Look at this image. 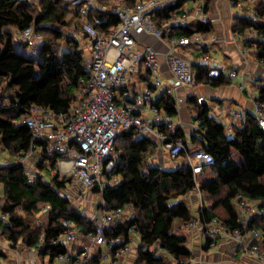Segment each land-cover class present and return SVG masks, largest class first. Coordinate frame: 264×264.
<instances>
[{"label":"trees","instance_id":"16d2710c","mask_svg":"<svg viewBox=\"0 0 264 264\" xmlns=\"http://www.w3.org/2000/svg\"><path fill=\"white\" fill-rule=\"evenodd\" d=\"M102 1L118 4L121 0ZM123 1L131 6L135 3V0ZM184 1L157 10L154 20L159 23L167 20ZM71 5V0H0V147L11 156L28 150L31 145V130L22 121L32 108L39 106L54 113L67 111L78 98L81 79L90 76V60L80 38L66 30L73 18L81 17L77 6L72 19L67 18ZM244 13L234 17L233 31L253 29L264 39V1L249 3L244 7ZM97 14L106 19L99 25L101 29L107 30L121 22L113 14ZM31 26L42 36L38 41V61L17 52L14 45L15 33ZM211 29V22L191 23L175 27L172 35L186 36ZM61 40L64 45L58 43ZM248 46L253 48L251 54L256 60H264V41L253 40ZM223 81L224 78L210 79L207 70L197 67L196 84L217 85ZM263 99L264 87H260L257 100ZM188 101L198 109L200 133H193L191 142L198 146V150L208 151L214 159L204 170L209 172V177L199 180L201 191L208 195L206 205L194 212L184 200L196 185L191 167L186 164L172 169L161 166L152 159L156 151L155 141L150 136L138 138L134 128L121 130L114 144L116 163L108 176H116L119 181L106 186L102 192L98 188L94 190L107 201L110 209L131 205L137 213L134 220L114 221L107 229V236L128 239L130 230L135 228L144 244L150 246L158 242L168 252V256L157 257L141 247L134 264H190L193 250L188 245L187 236L178 233L175 227L195 217L202 226L218 219L228 231L260 230L264 233V212L254 214L244 226L239 222L236 207V198L240 195L264 210V130L248 113L229 134L227 126L213 118L209 113L211 109L202 106L197 97H189ZM154 104L172 117L179 114L172 97L162 94ZM159 130L172 139L182 140L188 149L182 128L170 131L167 125L161 124ZM39 155V172L34 178L21 163L13 161L0 166L3 186L0 211L8 213L6 220L0 218V231L11 247L21 242L33 248L44 237V247L40 248L39 255L51 261L67 251L65 247L53 244L63 232L61 219H69L84 236L94 231L97 224L62 193L68 182L66 178L48 177L43 173L48 163L55 165L59 156H50L45 151ZM40 202L49 203L52 208L46 223L41 219ZM216 242L208 239L204 248L209 249ZM239 253L240 249L236 254ZM4 256L0 250V257Z\"/></svg>","mask_w":264,"mask_h":264},{"label":"built area","instance_id":"2783aa9c","mask_svg":"<svg viewBox=\"0 0 264 264\" xmlns=\"http://www.w3.org/2000/svg\"><path fill=\"white\" fill-rule=\"evenodd\" d=\"M71 1L74 6L80 7V14L84 17V20L73 25L71 32L78 38L83 35L89 41L90 76L81 79L78 98L67 111L54 113L39 106L32 108L28 117L22 121L31 130V145L28 150L18 152L14 162L28 166L33 161V156L43 151L50 156L58 155V161L49 169L50 176L67 179L66 188L62 193L73 199L75 194L72 188L77 187L75 190L82 196L83 206H86L90 192L99 194L100 199L91 207L94 218L85 213L97 224L95 230L86 236L69 219H61L63 232L53 240V244L63 246L67 251L51 261L47 259L46 264H134L141 247L143 250H150L157 257L168 256V252L158 242L150 246L144 244L135 228L130 230L128 239L124 236L114 237L106 234L114 221L134 220L137 217L131 205L110 209L107 201L99 193L106 186L119 181L116 176H108L116 163L114 144L118 134L123 129L134 128L138 138L143 136L158 138L170 158L183 157L185 164L191 167L196 181V185L189 193L195 192L199 195L201 208L207 204L208 195L200 189L199 175L213 163V156L205 150L188 153L182 140L172 139L160 131L161 124L167 125L170 131H173V118L165 110L158 109L154 102L164 94L172 97L179 108L182 99L176 92L179 87L196 85L197 67L207 70L210 79L226 78L236 82L243 91L248 90L245 87L247 81L262 88L264 85L260 80L264 75V60L258 61L262 68L261 75L249 80L246 74L213 60L207 53L194 59L192 51H188L189 58L175 52L176 49L183 47L198 46L199 49H203L202 46L205 45L209 48L219 41L216 36L206 39L201 32L186 36L172 35L177 26L211 22L207 12L208 0H185L171 12L167 20L160 23L154 20L156 11L180 0H135L132 6L123 0L118 4L105 3L102 0ZM254 1H234L232 5L237 8L235 16L241 14L244 7ZM97 12L113 14L119 17L121 22L107 30L101 29L99 25L105 23L106 19H102ZM143 34L154 36L168 44L169 51L166 57L173 74L170 83L162 79L157 50L149 44H145L143 49L139 48L138 38ZM15 36L25 42L42 40V36L35 32L33 26L16 32ZM253 40L264 41L256 30L248 29L244 32H233V36L223 43L225 45L240 43L241 54L246 60L253 49L248 43ZM141 67L154 78L145 93L134 92L130 85L131 76L137 74ZM158 91L160 93L157 94ZM224 114L225 112L219 110L218 114L211 116L220 120ZM251 114L264 130V99L257 100V96L255 97ZM229 115L233 121L227 128L232 131L234 124L243 121L247 113L232 110ZM2 151L0 147V166L13 163L10 158L1 155ZM96 188L99 192L94 191ZM38 207L48 218L52 210L51 205L40 202ZM75 207L82 212L81 206ZM236 207L239 222L244 226L254 214L264 212L255 202L240 195L236 198ZM0 218L6 220L8 213L0 211ZM182 229L187 234L200 229L209 240H218L223 236L231 237L243 256L250 258L255 264H264V233L260 230L228 231L218 219H213L202 226L197 217L183 223ZM44 242L42 237L36 247H26L21 242L15 246H24L36 257L39 256L40 248L44 247ZM76 245L81 247L77 249ZM132 257L135 258L134 261Z\"/></svg>","mask_w":264,"mask_h":264},{"label":"crops","instance_id":"0c3cea01","mask_svg":"<svg viewBox=\"0 0 264 264\" xmlns=\"http://www.w3.org/2000/svg\"><path fill=\"white\" fill-rule=\"evenodd\" d=\"M235 0H208L207 1V12L211 18V24L212 29L211 31H208L206 34L209 36V38L216 36L218 38V44L219 49L223 52L225 55L224 61H221L217 56V51L212 50H203L199 48H178L176 49V53L183 57H190L188 54V51H192V56L194 59H197L201 54L207 53L211 55L212 59L227 66L228 68H236L240 73L246 74V77L250 80L251 78H256L257 76H260L262 73L261 65L259 64L258 60H256L252 54L248 56V59L244 60L242 54H241V44H227L225 45L223 42H226L228 39H230L231 36H233V29L232 25L234 23V16L237 14V8L232 5V3ZM264 1V0H260ZM244 11L239 15H244ZM139 42V48L143 49L145 44L152 45L158 52V57L160 61V72L162 79L168 83L171 82L173 78V74L170 71L166 54L169 51V46L166 44L165 41L160 40L154 36L143 34L138 38ZM253 50V49H251ZM240 68H243V71H240ZM150 74L145 71L143 67H141V70L137 73L131 76V88L134 92H138L137 87L139 86V82L144 80H149ZM152 83L148 85V87L151 86ZM252 84V83H251ZM255 85V84H252ZM219 91L220 96L216 101H219L220 106L222 105L224 110L221 109L219 106L216 110H210V115L218 114L219 110H222L225 112L224 116L220 119L221 122H223L226 126H228L233 120L232 117L229 115L228 111L232 110H239L248 113H251L253 108V102H249L247 104L245 102L243 89L240 88V86L236 82H232L231 80H228L224 78L223 82H220L217 85H212L210 83H197L194 86L191 87H179L176 95L182 99V103L179 106V114L176 120L173 118V131H175L177 128H182L183 131L186 134V141H187V147L188 153H194L196 150H198V146H196L195 143L191 142V136L193 133L196 135H200L198 133V120H197V113L198 109L194 104H191L188 99L189 97L195 96L198 98L204 97L207 100V103L210 98H213L214 91ZM160 93V91L157 92V94ZM256 96H254L253 100ZM210 108V104L208 103V106ZM240 109H237V108ZM211 109V108H210ZM229 109V110H228ZM228 118V119H227ZM239 125V122H236L234 125ZM228 133L231 134L232 131L228 130ZM155 143V155L153 156V159L161 166L167 169H172L177 166L185 165L183 157L172 159L168 156L166 151L163 149L162 144L158 138L155 136L151 137ZM2 156L10 158L12 161H15V156L9 155L8 152L2 151ZM11 156V157H9ZM39 154L33 156V161L28 164L26 167L27 173L31 178H34L39 170L37 169V162L39 161ZM205 178L209 177V172H203L202 173ZM200 180V179H199ZM3 191V186L0 187ZM0 195H3V192H0ZM73 197V196H72ZM184 200H186L194 212H197L198 208L200 207L199 203V195L195 192L188 193ZM91 215L94 218V212L90 211ZM44 217L45 223L47 222V217L45 215H41ZM183 230V229H182ZM187 236L188 238V245L193 250V257L197 259L196 264H255L254 261H252L250 258H247L245 256H242L237 253V244L233 240V238L228 236H223L217 240L216 243L212 244V246L209 249H205L203 245V232L200 229H195L192 233L183 234ZM6 240V239H4ZM5 244V245H4ZM3 245L8 247L10 242L8 240L5 241ZM11 245V244H10ZM214 249L216 251H214ZM8 253V252H7ZM28 254V253H27ZM23 255L22 258L20 257L19 262L21 264H34L35 259L33 258L32 254ZM133 261H134V257ZM15 260V258H14ZM132 260V259H131ZM19 263V264H20Z\"/></svg>","mask_w":264,"mask_h":264},{"label":"rangeland","instance_id":"374dc122","mask_svg":"<svg viewBox=\"0 0 264 264\" xmlns=\"http://www.w3.org/2000/svg\"><path fill=\"white\" fill-rule=\"evenodd\" d=\"M70 7H71V11L67 14V18L68 19H72L73 13H74V11H76V6L71 5ZM80 20H84V17L81 16V17H79L77 19L76 18H73L72 19V23L70 24V26H68L66 28V30H69L71 32L73 25L76 24V23H78ZM195 23H197V22H195ZM207 33L208 32H202L204 38H206V39L209 38V36L206 35ZM79 38H80L81 44L83 46L84 45L86 46V47H84V49H85V54L88 56L89 55V49H88V47H89V41L83 35H80ZM58 43L61 44V45H64V42L62 40L59 41ZM14 45L16 46V51L17 52L24 53L25 55L29 56L34 61L40 60V55H39L40 42L33 41L31 43H28V44H23V43H21V40H19L17 37H15L14 38ZM196 47L198 48V46H196ZM202 48H203V50L208 49L209 51L212 50V49L216 50L217 51V55H218L217 57L221 61H224L225 55L223 54V52L221 51V49H219L218 44L214 43V44L210 45L209 48H207L204 45V46H202ZM240 71H243V68H240ZM262 77H263V79L260 80V81H261V84L264 85V75ZM153 80H154V78L151 76V77H149V80L148 81H144V80L140 81L139 82V86L137 87L138 92L139 93H145L146 90H147V88H148V85L150 83H153ZM245 87L248 90L247 91H242V92L244 94L243 96L245 98V102L247 104H249V102L254 101L253 100L254 96H258L259 95V87L260 86L252 85L249 81H247V82H245ZM219 96H220L219 91L216 90V91H214V94L212 96L213 98H210L209 99L208 103L210 104L211 110H216L220 106L219 101H216ZM220 107H221V109L224 110V108H223L222 105ZM237 109H240V108L238 107ZM231 111H232V109H231ZM231 111H228V113H230ZM177 117L178 116H176L174 119L176 120ZM118 144L121 146V141L118 142ZM9 157H11V156H9ZM38 157L41 158L40 155ZM152 159H153V156H152ZM50 167H51V165L48 163L47 169H44L43 170V173L46 176H48V177H50V169H49ZM199 179L200 180H204L205 179L204 175L203 174H200L199 175ZM75 189H77V187H73L72 188V190L74 191V194H75V197L73 199H71L72 202H73V204L75 206H81L82 207V212L83 213H88V215H89L91 213L90 212L91 211V207L93 206L94 202L96 203L100 199L99 194H95V193L90 192L89 193L90 196L88 198V201L86 203V206H83V202L81 200L82 196ZM78 190H79V188H78ZM0 192L1 193L3 192L2 189H0ZM43 218L44 217L41 216L42 222H45V220ZM175 230L178 233L182 234V235L185 234V232L182 230V224L181 223H179V224L176 225ZM4 239H6V238L3 237L0 234V250H2V252L5 253V256L4 257H0V264H19L20 263L19 262V260H20L19 258L20 257L22 258V256L23 255H26L27 253L29 254L28 249L25 248L24 246H19V247H16V246L13 247L12 246L11 247L10 244H9L8 247H6V246H4L5 245L4 243L8 239H6V240H4ZM207 240H208V237H207L206 234H204L203 235V245L206 244ZM79 247H81V246L80 245H76V248L77 249ZM214 251H216V250L214 249ZM239 254L241 255V253H239ZM32 256H33V254H32ZM14 258H15V260H14ZM33 258L35 259V263L34 264H46V260L43 259V258H41L40 255L39 256H36V257L33 256ZM187 262L189 263V260L188 261L186 260V263ZM196 262H197V259L194 257L193 260L191 259L190 264H196ZM53 264H55V263H53Z\"/></svg>","mask_w":264,"mask_h":264},{"label":"water","instance_id":"95a60500","mask_svg":"<svg viewBox=\"0 0 264 264\" xmlns=\"http://www.w3.org/2000/svg\"><path fill=\"white\" fill-rule=\"evenodd\" d=\"M199 102H200L201 105L204 106V107H207V106H208L207 100H206V98H204V97H200V98H199Z\"/></svg>","mask_w":264,"mask_h":264}]
</instances>
